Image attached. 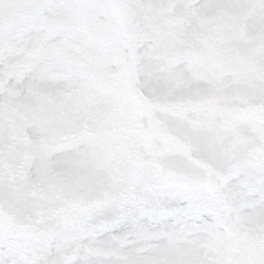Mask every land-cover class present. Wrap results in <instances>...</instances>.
Instances as JSON below:
<instances>
[{"label": "rangeland", "instance_id": "374dc122", "mask_svg": "<svg viewBox=\"0 0 264 264\" xmlns=\"http://www.w3.org/2000/svg\"><path fill=\"white\" fill-rule=\"evenodd\" d=\"M0 264H264V0H0Z\"/></svg>", "mask_w": 264, "mask_h": 264}]
</instances>
